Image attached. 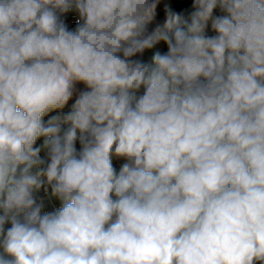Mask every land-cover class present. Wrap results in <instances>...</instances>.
I'll use <instances>...</instances> for the list:
<instances>
[{
	"label": "clouds",
	"instance_id": "1",
	"mask_svg": "<svg viewBox=\"0 0 264 264\" xmlns=\"http://www.w3.org/2000/svg\"><path fill=\"white\" fill-rule=\"evenodd\" d=\"M0 264H264V0H0Z\"/></svg>",
	"mask_w": 264,
	"mask_h": 264
},
{
	"label": "built area",
	"instance_id": "2",
	"mask_svg": "<svg viewBox=\"0 0 264 264\" xmlns=\"http://www.w3.org/2000/svg\"><path fill=\"white\" fill-rule=\"evenodd\" d=\"M188 10H189L188 7L185 6V12H184V15H185V16H187V14H188ZM217 14H219L218 10H217ZM163 19H164V14H160V15L158 16V20L162 23V22H163ZM70 26H71V27H74V26H75V22H74V20H72L71 18H70ZM209 34L211 35V34H213V33L209 32ZM161 47L164 48V50H166V47H165V46L161 45ZM149 56H150V53H146V55H145V59H147ZM72 102H73V101H70V102H69V104H68V105L65 107V109L63 110L64 112H67V111L70 110ZM56 114H57L56 112L51 113V115H56ZM120 163H122V162H120V161H115V160H114V166H116L117 168L119 167V164H120ZM56 206H59V203H58V202H56ZM49 210H51V209L49 208Z\"/></svg>",
	"mask_w": 264,
	"mask_h": 264
},
{
	"label": "rangeland",
	"instance_id": "3",
	"mask_svg": "<svg viewBox=\"0 0 264 264\" xmlns=\"http://www.w3.org/2000/svg\"><path fill=\"white\" fill-rule=\"evenodd\" d=\"M83 85H79L78 87H82Z\"/></svg>",
	"mask_w": 264,
	"mask_h": 264
},
{
	"label": "trees",
	"instance_id": "4",
	"mask_svg": "<svg viewBox=\"0 0 264 264\" xmlns=\"http://www.w3.org/2000/svg\"><path fill=\"white\" fill-rule=\"evenodd\" d=\"M82 87H83V86H82ZM82 87H81V88H82Z\"/></svg>",
	"mask_w": 264,
	"mask_h": 264
}]
</instances>
